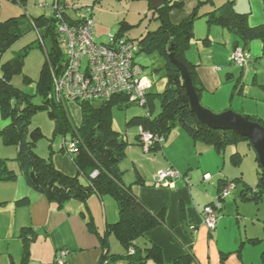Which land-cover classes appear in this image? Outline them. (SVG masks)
Wrapping results in <instances>:
<instances>
[{"label": "crops", "instance_id": "0c3cea01", "mask_svg": "<svg viewBox=\"0 0 264 264\" xmlns=\"http://www.w3.org/2000/svg\"><path fill=\"white\" fill-rule=\"evenodd\" d=\"M131 1L135 2L132 3L129 11L134 8L135 3H138L136 7L140 12L146 11L145 14L135 24L131 21L128 12V16L125 15L119 19L118 26L123 19L135 26L140 25L143 18H147L149 22L144 30L138 38L136 37L137 39L134 38L138 40L149 30L157 29L159 20L156 18L157 13L154 11L156 9L152 7L150 0ZM176 1L181 5L174 6L170 10V17L174 23L181 22L194 10H198L200 15L194 22V37L185 55L198 65L197 69L203 85L201 101L215 111L226 110L230 107L225 106V100L224 102L222 100L228 96L229 91L233 98L239 89L241 76L237 77L234 73L233 65L235 64L232 62V52L236 45L241 46V43L227 27L214 22L209 23L205 14L227 0ZM230 1L236 10L248 13L251 25L264 22L263 0ZM65 2L68 8L84 6L83 4L79 6L75 0H65ZM67 10L69 12V9ZM24 12L30 17L27 13V6L23 8L15 0H0V21L20 16ZM52 14L53 11L45 15ZM130 31L131 29L126 34L131 37ZM256 40L260 39H254L252 42ZM258 47L255 46V53L249 50L250 48L248 49L251 59L257 54ZM196 48L199 55H194ZM261 49L264 52L262 41ZM165 62L164 58L163 67H165ZM143 66L145 70L146 66L144 64ZM145 73L152 82L151 91L163 92L167 85L166 70L165 73L160 72L162 74L160 79H157L156 74H153L155 77L153 79L147 70ZM241 90L242 86L239 91ZM223 91H226L224 95ZM240 104L239 102L236 105L233 102L231 108L264 119L263 116L246 107L241 109ZM67 106L68 109L74 108L79 111L80 124L82 120L80 104L71 101ZM136 115L141 114H135L132 117ZM132 117L127 120L129 128L124 129L120 114H117L115 119L113 116L114 129L127 142L125 155L120 161V167L123 170L122 178L124 183L130 185L134 193L150 209L155 212L164 210L166 221V225H159L146 232L137 240V244L142 249L152 244L160 246L166 264H171L187 252L195 255L196 259L192 264H264V210L261 204L263 199L260 201L242 200L239 197L242 184L233 190H238L236 198L252 203V211H245L237 204V210L233 212L229 210L231 204L225 200L222 209L228 204V210L221 215L222 209H219V218L214 231L210 232L204 222V208L212 202H217L219 180L227 178L225 173H230L227 167L229 165L240 166L242 163L241 158L238 161L233 158V154L238 151L234 144L232 145L233 152L231 150V154H228V146L218 149L213 144L194 139L185 129L176 126L168 133L164 143L145 147L138 136L140 126L134 122L129 123ZM7 123L9 120L4 125ZM62 147L63 145L57 149L52 146L55 151L48 156L59 169L71 175L77 174L75 163ZM12 167L18 173L16 179L0 182V264H21L26 250L29 251L27 264H99L104 253L101 235L106 232H108L110 241V253L121 255L128 252L118 235L113 230H107L110 223L119 219L118 204L112 196L94 193L86 200L73 198L63 206H59L28 184L16 162ZM169 167L178 170L179 175L167 184H154V176ZM205 174H209L210 177L206 178ZM238 177L252 185L244 178L242 171L240 175L230 179ZM255 209L263 210L262 214L254 213ZM238 210L244 211L246 218L251 216L253 219V224L251 226L247 224L244 231L238 226L239 217L236 216V220L234 216L235 213L240 212ZM254 214L257 215L256 221ZM90 221L93 222L94 228H90ZM25 227L33 229L27 237V245L24 237L21 236ZM252 238H256L257 242H251ZM61 250H66V254L63 256L64 262L58 263L57 258ZM107 264H129V262L126 258L118 257L111 261L108 260ZM144 264H158V261L155 257H149Z\"/></svg>", "mask_w": 264, "mask_h": 264}, {"label": "trees", "instance_id": "16d2710c", "mask_svg": "<svg viewBox=\"0 0 264 264\" xmlns=\"http://www.w3.org/2000/svg\"><path fill=\"white\" fill-rule=\"evenodd\" d=\"M15 1L20 3L23 8H26L28 4V0ZM61 1L64 4L63 17L71 21L80 20L77 18L78 14L72 15L68 12L65 0ZM180 5L181 3L176 0H166L163 6L154 10L157 13L156 18L159 20L158 28L149 30L138 39L141 44L140 51L151 52L158 49L163 54L166 60L164 68L167 85L161 93H154L150 89L147 111L132 117L129 123L134 122L145 130L165 135H168L172 128L180 126L194 139L213 144L218 149L240 141H247L251 145L247 137L232 130L213 128L201 122L192 111L184 79L177 65L170 60L169 54L173 47L176 58L187 64L194 86L201 96L203 85L199 77L198 65L185 55V51L194 37V22L200 15L198 10H194L181 22L174 23L170 17V10L172 7ZM82 7L80 6L76 10ZM205 16L209 23L220 24L232 31L238 37L237 41L241 43L243 49L248 50L254 39H260L264 49V22L251 25L248 13L236 10L232 1L227 0L224 4L206 13ZM59 21L60 17L54 10L52 15L41 14L29 17L24 12L20 16L0 21V58L14 39L23 34L26 26L31 29L44 30L38 46L43 45L46 37H49L52 43L51 47L47 49V60L37 82L36 94H40L42 97L40 104H34L28 95L20 94L11 82L12 75L22 68L27 51L15 54L2 62L0 111L2 118L9 120V123L0 126V135L5 144L16 146L17 154L14 160L19 165L28 184L36 191L43 193L49 200L55 201L59 206H63L73 198L86 200L94 193L109 194L115 199L118 204L119 219L110 223L107 230H113L118 235L128 252L121 255L110 253V241L108 232H106L101 235L104 253L99 264H107L108 260L111 261L118 257L126 258L129 264H144L149 257H155L158 264H166L160 246L152 244L148 248L142 249L137 244V240L146 232L159 225H166L165 211L155 212L150 209L134 193L132 187L124 183L122 178L123 170L120 167V161L125 155L127 142L113 127V111L115 107L124 109L136 103L130 102L125 95H116L105 101L99 100L101 103L95 102L98 100L81 101L79 104L82 120L80 124L76 125L67 104L51 100L48 97L53 88L50 66L62 64L66 53L65 44L62 42L58 30ZM132 26L123 19L120 21L118 30L114 33L127 35V31ZM238 46L236 45V47ZM154 96H158L160 100V109L157 112H154ZM38 110H47L49 116L55 121V136L62 134L64 138L68 137V134L70 139L77 140V148L69 154L77 167V174L71 175L64 172L55 165L50 156L44 157L36 151L37 140L42 135V131L40 127L32 126V119ZM248 116L264 124V119L256 115ZM62 149L64 151V147ZM54 151L52 148L50 154ZM241 156L239 151L233 154L236 161ZM17 176L18 173L10 165L8 159L0 158V182L14 180ZM227 181L234 182L235 187L242 184L239 189V197L242 200L260 201L264 199V170L261 165L256 185L248 184L241 177L221 178L218 185V197L222 186ZM225 198H222V203ZM213 203L215 202L210 204ZM93 225V222L90 221V228H94ZM32 232L31 227H25L22 230L21 236L24 237L26 245L28 244L27 237ZM250 241L256 243L257 239L252 238ZM131 248L134 249L133 252L129 251ZM195 259L192 252H187L176 258L171 264H192ZM28 260L29 251L26 250L21 264H27Z\"/></svg>", "mask_w": 264, "mask_h": 264}, {"label": "rangeland", "instance_id": "374dc122", "mask_svg": "<svg viewBox=\"0 0 264 264\" xmlns=\"http://www.w3.org/2000/svg\"><path fill=\"white\" fill-rule=\"evenodd\" d=\"M52 0H29L27 4V13L30 16H39L41 14H50L53 11L51 3ZM76 4L84 5L85 8L88 9L89 13H92V17L95 24V36L98 41H106L108 39L109 33H114L118 30V22L119 19L123 16L127 15L128 12L130 15L131 21L133 23H138L141 19V16L145 14L144 11L140 12L138 7L135 6L130 10L132 3L135 1L129 0H75ZM31 5L33 7H31ZM79 5V6H80ZM69 12L73 15H77L78 10L76 7H67ZM127 15V16H128ZM149 22L147 18H143V22L140 25H135L131 28L130 35L133 38H138L141 34V31L144 30L146 24ZM44 30L36 29V28H28L25 27V30L22 35L18 38L14 39L12 44L7 48L4 54L0 58V75L2 73V62L8 60L13 55L26 52L24 57V62L22 68L16 71L12 77L11 82L20 92V94L26 96L28 95L34 104H40L42 102V97L40 94H36L37 92V82L40 79L42 68L44 63L47 60V49H49L52 45L51 39L46 37L44 39L43 45L38 46L37 44L41 41V34ZM136 38V39H137ZM138 41V40H137ZM255 46H259L257 48V54L253 56L251 60L245 62L243 66H239L237 64L233 65L235 68L234 73L237 77L241 76V80L239 81L238 91L235 92L233 98H231V91L225 100V106L232 107V103L234 102L236 105L240 104L241 109L246 107V109H250L252 112H256L259 115L264 117V52L261 49V41L256 40L251 42L250 49L255 53L256 50ZM196 47V46H195ZM246 50V51H249ZM196 53L194 55H199L198 49H195ZM257 57V58H256ZM136 59L142 64L146 66L145 70H147L148 74L155 79L153 74L157 75V79H160L161 73H165L164 69V58L163 54L158 50L155 49L149 53L146 52H139L136 56ZM256 61V62H255ZM51 65V63H50ZM52 68V65L50 66ZM51 70V69H50ZM235 84V79H234ZM242 86V90L240 87ZM155 87V91H156ZM226 91H223V95ZM155 101V109L154 112H157L160 109V100L158 96H154ZM96 103H101V101H95ZM205 105V104H204ZM206 106V105H205ZM208 107V106H207ZM210 108V107H209ZM212 109V108H210ZM229 109V108H228ZM70 114L72 116L73 122L77 125L79 124L80 113L78 110L74 108H70ZM213 110V109H212ZM147 109L141 105H133L127 109H119L117 107L114 108L113 116L114 119L117 114H120L121 122H123L124 129H127V120L135 114H142L145 113ZM215 111V110H213ZM224 111V110H223ZM220 112V111H215ZM126 115L128 117L126 118ZM7 120L3 119L1 116L0 111V126L4 125ZM32 126L33 127H40L42 131V135L39 136L37 140L36 151L44 157H47L50 154L52 149L51 146L59 149L63 145V135L59 134L57 136L54 135V128H55V121L49 116L47 110H38L32 119ZM129 128V127H128ZM124 131V130H123ZM122 131V132H123ZM67 138L70 139L69 135L67 134ZM54 144V145H53ZM236 150L240 151L242 154L241 156V165H229L227 168L230 169V173L227 172L225 175L227 178H232L237 175L242 174L244 178L251 183L252 185H256L259 180V162L256 159V152L254 148L248 144L247 141H240L234 144ZM229 152L233 149L232 145L228 146L227 148ZM233 152V150H232ZM17 154V149L13 145H7L4 143L2 136L0 135V158H6L10 162V165L13 166L15 164V156ZM231 154V153H230ZM47 155V156H46ZM225 176V177H226ZM207 182V181H206ZM238 190H233L229 197H226V201L231 204L229 210L236 211L237 204L238 206L245 209V211H252V203L244 202L239 198H236V194ZM236 200V202H235ZM262 208L264 210V199L261 201ZM228 206V204H227ZM224 207L220 213L224 215L228 207ZM257 209V208H256ZM254 210V213H261V209ZM240 211L239 213H235V219L237 220L236 216L239 217L238 226L240 229L244 231L245 226H251L253 224V219L251 216L246 218L244 215V211ZM255 217V221L257 220V215H253ZM214 231V230H213ZM244 233V232H243Z\"/></svg>", "mask_w": 264, "mask_h": 264}, {"label": "built area", "instance_id": "2783aa9c", "mask_svg": "<svg viewBox=\"0 0 264 264\" xmlns=\"http://www.w3.org/2000/svg\"><path fill=\"white\" fill-rule=\"evenodd\" d=\"M52 9L60 17L59 32L65 44L66 53L62 64L52 65V91L48 97L51 100L68 104L71 101L109 100L116 95H125L130 102L146 108L148 93L152 82L145 73L144 66L136 59L141 50V44L134 38L124 34L109 33L107 41H98L95 36V24L92 13L87 8L78 10V21L64 18V4L54 0ZM251 59L248 51L241 46L232 52V62L243 66ZM147 109V108H146ZM140 141L145 147L156 143L162 144L167 135L154 133L140 127ZM64 150L70 154L77 148V140L63 138ZM179 175L178 170L169 167L158 172L154 184H167ZM209 178V174H205ZM235 188V183L227 181L220 190L217 202L204 208V222L209 231L217 226L219 209L222 208V198L228 196ZM133 252L134 249L129 250ZM66 250L60 251L58 263H63Z\"/></svg>", "mask_w": 264, "mask_h": 264}, {"label": "water", "instance_id": "95a60500", "mask_svg": "<svg viewBox=\"0 0 264 264\" xmlns=\"http://www.w3.org/2000/svg\"><path fill=\"white\" fill-rule=\"evenodd\" d=\"M150 2L154 9H158L165 4L166 0H150ZM169 57L181 72L184 79V86L189 96L191 109L197 115L198 119L210 127L229 129L247 137L250 140L251 145L257 154V159L264 170V124L260 121L251 119L248 115L236 111L233 108L215 112L205 106L194 86L187 64L176 58L173 47H171Z\"/></svg>", "mask_w": 264, "mask_h": 264}]
</instances>
